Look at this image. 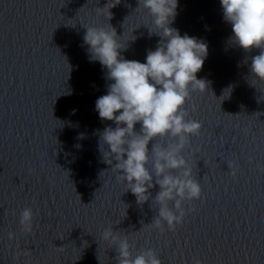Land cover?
<instances>
[{
	"label": "water",
	"instance_id": "water-1",
	"mask_svg": "<svg viewBox=\"0 0 264 264\" xmlns=\"http://www.w3.org/2000/svg\"><path fill=\"white\" fill-rule=\"evenodd\" d=\"M109 24L128 60L146 62L160 40L138 0H0V264H117L109 227L133 256L152 249L161 264H264V81L250 73L260 49L231 42L220 0H178L170 26L207 43L196 74L207 87L183 106L202 125L183 150L202 195L169 230L152 223L159 185L138 203L99 150L115 124L95 101L111 81L83 38Z\"/></svg>",
	"mask_w": 264,
	"mask_h": 264
},
{
	"label": "clouds",
	"instance_id": "clouds-1",
	"mask_svg": "<svg viewBox=\"0 0 264 264\" xmlns=\"http://www.w3.org/2000/svg\"><path fill=\"white\" fill-rule=\"evenodd\" d=\"M220 4L223 19L232 28L231 42L245 51L260 49L251 58L250 73L264 81V0H220ZM138 7L146 9L152 17L156 30L149 28V35L160 37L155 50L147 52L146 62L121 55L125 47L110 24V30L87 27L83 38L90 61H98L111 81L107 94L95 101L100 119L115 124L100 133L99 150L109 165L116 161L112 168L119 173L117 179L126 184L138 203L148 201L149 190L159 185L154 198L159 205L158 216L152 223L160 228L161 221H165L169 230H174L187 214L184 202L198 200L202 195L201 185L193 178L183 155L189 137L198 135L202 125L187 119L183 106L191 91H204L207 87V81L198 79L196 74L203 67L208 45L187 33L181 35L170 26L177 15L178 0H138ZM111 17L109 11L108 19ZM229 89L231 86L226 90ZM150 142H153L151 151ZM33 216L31 208L21 211L20 224L24 230L31 231ZM9 235L11 238L12 234ZM102 238L115 245L117 264H161L152 249L133 256L127 238H121L112 227L103 231Z\"/></svg>",
	"mask_w": 264,
	"mask_h": 264
}]
</instances>
